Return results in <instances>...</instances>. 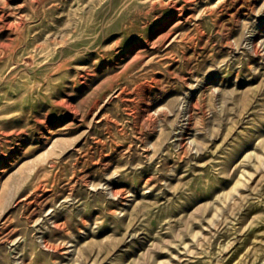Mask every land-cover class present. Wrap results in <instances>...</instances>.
<instances>
[{
    "label": "rangeland",
    "instance_id": "1",
    "mask_svg": "<svg viewBox=\"0 0 264 264\" xmlns=\"http://www.w3.org/2000/svg\"><path fill=\"white\" fill-rule=\"evenodd\" d=\"M0 264H264V0H0Z\"/></svg>",
    "mask_w": 264,
    "mask_h": 264
}]
</instances>
